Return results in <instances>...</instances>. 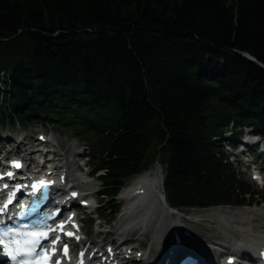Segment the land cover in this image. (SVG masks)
Here are the masks:
<instances>
[{"label":"trees","instance_id":"obj_1","mask_svg":"<svg viewBox=\"0 0 264 264\" xmlns=\"http://www.w3.org/2000/svg\"><path fill=\"white\" fill-rule=\"evenodd\" d=\"M244 53L264 64V0H0V126L82 141L101 216L155 163L173 208L250 206L264 194L225 149L264 140V68Z\"/></svg>","mask_w":264,"mask_h":264},{"label":"rangeland","instance_id":"obj_2","mask_svg":"<svg viewBox=\"0 0 264 264\" xmlns=\"http://www.w3.org/2000/svg\"><path fill=\"white\" fill-rule=\"evenodd\" d=\"M246 128L242 131L241 134L245 135ZM230 132H227L226 135H228ZM44 135L45 141L43 143L40 142L38 136ZM243 137V136H242ZM240 136L233 137L232 141H234L236 144H239L240 139H243ZM4 138V139H2ZM15 140V142L12 143V139ZM20 140L23 141V146L21 145V151L23 154L29 156V157H35L39 160H42L46 158V156H49V152L44 153V148L51 149L57 153V156L55 155L54 158L58 157L56 159L57 164H67V172L69 173V177L73 180L70 182H87V184H83L82 186L86 187L87 189H96L99 187V182L95 178H90L85 175L86 170L88 169L87 166H82V168L78 167V164L86 161V159H79V156H77V153L79 151H82V141L74 138L69 130H64L59 127H54L52 125H42L39 123H31L26 126H21L19 124H9L0 126V156L1 154L10 155L11 153L15 152H21L20 148L14 151L13 149L14 143L16 141ZM40 142V144H39ZM37 143L39 145H37ZM31 147L32 154H26L25 148ZM258 150V149H257ZM45 151V150H44ZM259 151V150H258ZM230 155L228 157V160L231 161V167L233 170L238 174V176L244 181L247 182L250 187L254 190H258L262 194H264V185L258 184L256 181H254L251 176L249 175L247 171V163L249 162L252 157H249L248 155L244 153H239L238 155L234 156L230 150L227 151ZM226 152V153H227ZM246 153V152H245ZM241 155V156H240ZM263 156L264 153H261ZM254 160V159H253ZM262 162V160L257 161V163ZM92 163V162H91ZM150 170L157 169V174L162 173V182H160L159 186V193L163 197V199H166L163 192V174H164V167L161 163H155L151 166ZM143 172V171H141ZM140 173V172H139ZM137 173V174H139ZM135 174V175H137ZM134 175V176H135ZM133 176V177H134ZM130 181V180H129ZM128 181V182H129ZM127 182V183H128ZM126 183V184H127ZM116 197L117 201L119 202V214L116 215V217H110V216H100L96 217V213L94 211H90L92 207L81 209L79 215L82 219L83 229L87 231V238L86 241L93 240L96 242V244L102 243V238L104 237V233L98 234L97 232L102 229V232H104L106 229H113L115 231L114 234L107 235L104 239L106 242L111 241L112 239L118 241L121 240L122 237L119 235V232H123L125 234L127 228L132 225V222L130 219H127V215L123 214V207L125 206V201H123L120 196ZM81 198V197H79ZM75 200V204H79L78 199ZM91 200L93 201L96 197L94 194L90 196ZM264 199L261 198V195L254 196L252 201L253 204L251 206L248 205H211L208 207H198V206H191V207H180V208H171L168 206V209L171 211L176 212L177 214H174L175 217L179 216H192V219L194 218L195 221H201L205 227H207L211 232L215 234L219 242L223 243H229L231 241L235 240L236 238H239L235 233H232L231 230H243V229H251L250 231H247L248 234L253 233V226L256 225L255 232H259L260 235L264 236V228L260 226V222L264 223V215L261 214L257 209L264 210ZM217 206H229L232 208L236 207H249L251 212H245V211H233L230 210L225 213H214L213 216H206L203 214H198L196 211H200L204 208H212ZM105 207L104 202L100 201L98 204L97 212L103 213V208ZM197 214H196V213ZM123 214V215H122ZM189 218V217H188ZM253 219V220H252ZM251 223V224H250ZM252 227H251V226ZM251 227V228H250ZM144 229V228H142ZM152 227L145 230L147 235H144L143 237L136 239L134 235L128 234L129 240L127 242H124L126 245L132 244L137 245L138 248H144L147 246L148 242L151 244L150 240L152 238ZM143 231V230H142ZM210 233V232H209ZM104 242V241H103ZM224 250L225 248L222 247ZM104 250V248H102ZM229 253H226V255ZM160 255V252H159ZM224 258L225 255H222Z\"/></svg>","mask_w":264,"mask_h":264},{"label":"bare ground","instance_id":"obj_3","mask_svg":"<svg viewBox=\"0 0 264 264\" xmlns=\"http://www.w3.org/2000/svg\"><path fill=\"white\" fill-rule=\"evenodd\" d=\"M11 139L12 143L15 142L13 138ZM23 144L22 140H20V142L16 141L13 146V149H15L14 151L19 149L21 145L23 146ZM28 146L29 145L27 144L25 153L29 155L32 154L33 151L31 147ZM240 149L241 148H238L236 151H239ZM55 155L57 156L56 152H54V156ZM23 156L29 158V156L25 154H23ZM78 167H80V164H78ZM150 169L144 170L132 177L119 193L121 199H127L122 210L123 214L127 215V219L131 220L132 225L127 228L125 234H123V232L118 233L122 237L121 244L115 239L107 242L109 244L108 246L113 245L111 249L114 250L116 254L119 255L122 253L127 254L130 257H139L146 260L148 264H174L176 254L179 251L190 250L200 263L219 264L222 255H225L224 250L222 249V247H224L231 252L229 255H239L240 260H243L242 256H247L252 260L256 258V254L253 252L252 247L258 250L264 245V236L260 235L259 232H255L256 225H252L253 227L250 225L254 228L252 230L253 233L250 234H248L247 231H250L251 229L238 231L231 230L232 233H235L240 239L235 237V240L229 243L219 242L214 232L212 233L211 230L205 227L201 221H195L194 218L192 219V216H188L189 218L186 216H174V214L177 213L168 209L166 200L163 199L159 193L160 182H162V173H159L158 175L157 169ZM76 184L83 185L87 184V182L81 181ZM75 189H77L76 186L69 187V190ZM83 199H85V197L81 196L78 201ZM230 210L236 212L253 211L249 207L232 208L229 206H217L204 208L196 212L206 216H213L214 213H225ZM257 210L264 215V210ZM260 226L264 228V223L260 222ZM150 227L153 229L152 238L150 240L151 244L148 242L147 246L144 248H138L137 245L128 243L126 245L124 244V242L129 240L128 234H132L136 239H139L144 235H147L145 230ZM97 233L105 234L101 239L102 243L105 244L106 241L104 239L106 236L114 234L115 231L110 228L106 229L104 232L98 231ZM175 236L180 238L179 244L175 242V239H172ZM90 243H95L94 245L96 246L95 241L91 240ZM122 245H124V250L121 248ZM190 246H192V248ZM97 247L101 249L104 248L101 243L97 245ZM88 249L89 247L87 246L86 251ZM89 251L90 250H88V252ZM96 251L97 249L95 252ZM159 252L161 255H159ZM97 260L100 261L101 258L99 257Z\"/></svg>","mask_w":264,"mask_h":264},{"label":"snow or ice","instance_id":"obj_4","mask_svg":"<svg viewBox=\"0 0 264 264\" xmlns=\"http://www.w3.org/2000/svg\"><path fill=\"white\" fill-rule=\"evenodd\" d=\"M15 166L20 167L18 163ZM44 186H46V183L42 181L39 187ZM72 195L75 197L77 194L72 193ZM60 227L62 229L63 225H61ZM66 235L73 236L74 234L66 233ZM9 236H11L12 238L8 240L7 248L3 254L12 261V264H49L51 256L55 254L56 250L55 247H53L51 252L45 250L39 255L33 256V254L36 253V245L39 244V241L42 238H47L48 232H31L27 234V238L21 240L15 237L14 231H0V245H4L5 238H8ZM76 238L79 239V237ZM58 240L59 238L57 237V239L53 241V245L57 243ZM63 251L65 255H67V245H65ZM56 264H60V261H57Z\"/></svg>","mask_w":264,"mask_h":264},{"label":"water","instance_id":"obj_5","mask_svg":"<svg viewBox=\"0 0 264 264\" xmlns=\"http://www.w3.org/2000/svg\"><path fill=\"white\" fill-rule=\"evenodd\" d=\"M244 56H246L248 59L258 63L260 66H262L264 68V64L260 63L259 61H257L253 56H251L250 54L248 53H244Z\"/></svg>","mask_w":264,"mask_h":264}]
</instances>
